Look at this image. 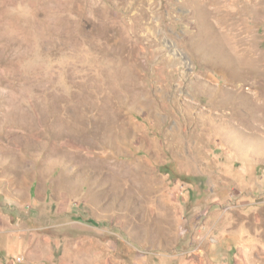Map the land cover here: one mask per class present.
I'll list each match as a JSON object with an SVG mask.
<instances>
[{"label":"rangeland","instance_id":"374dc122","mask_svg":"<svg viewBox=\"0 0 264 264\" xmlns=\"http://www.w3.org/2000/svg\"><path fill=\"white\" fill-rule=\"evenodd\" d=\"M0 264H264V0H0Z\"/></svg>","mask_w":264,"mask_h":264}]
</instances>
